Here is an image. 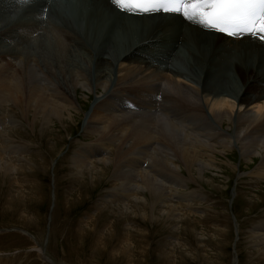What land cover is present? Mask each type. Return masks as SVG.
Masks as SVG:
<instances>
[{
  "label": "bare ground",
  "instance_id": "obj_1",
  "mask_svg": "<svg viewBox=\"0 0 264 264\" xmlns=\"http://www.w3.org/2000/svg\"><path fill=\"white\" fill-rule=\"evenodd\" d=\"M263 85L264 42L206 31L179 14L133 16L109 0H0V108L47 118L78 112L73 96L82 90L95 95L84 127L97 138L76 161L93 169L114 159L120 177L141 178L131 188L179 191L185 186L182 164L192 174L197 165L201 175L234 148L247 161L259 162L255 174L264 178ZM124 100L127 105H121ZM112 119L139 124L131 136L144 145L138 158L130 156L128 177L111 147L122 153L119 142L129 136L111 129ZM14 124L0 117V135L10 143ZM258 231L264 237V227Z\"/></svg>",
  "mask_w": 264,
  "mask_h": 264
},
{
  "label": "rangeland",
  "instance_id": "obj_2",
  "mask_svg": "<svg viewBox=\"0 0 264 264\" xmlns=\"http://www.w3.org/2000/svg\"><path fill=\"white\" fill-rule=\"evenodd\" d=\"M86 95L82 90L73 96L78 112L47 118L0 108V117L15 123L8 132L11 143L0 135V159L7 169L0 168V264H264V237L258 231L264 227V178L255 174L259 162L247 161L234 148L228 158H218L217 168L201 175L197 165L192 174L182 164V191L131 188L142 184L139 176L137 181L127 178L124 186L127 179L116 174L114 159L97 162L93 169L76 161L97 138L84 127L95 100ZM112 123L111 129L129 136L119 142L122 153L111 147L128 177L144 145L131 136L139 124ZM7 144L13 146L10 156Z\"/></svg>",
  "mask_w": 264,
  "mask_h": 264
},
{
  "label": "snow or ice",
  "instance_id": "obj_3",
  "mask_svg": "<svg viewBox=\"0 0 264 264\" xmlns=\"http://www.w3.org/2000/svg\"><path fill=\"white\" fill-rule=\"evenodd\" d=\"M133 15L179 14L208 31L264 42V0H111Z\"/></svg>",
  "mask_w": 264,
  "mask_h": 264
}]
</instances>
